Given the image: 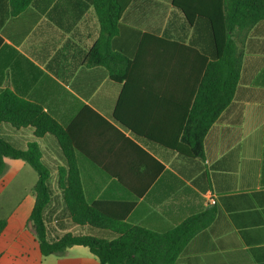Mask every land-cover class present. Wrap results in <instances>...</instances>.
<instances>
[{
    "label": "crops",
    "instance_id": "1",
    "mask_svg": "<svg viewBox=\"0 0 264 264\" xmlns=\"http://www.w3.org/2000/svg\"><path fill=\"white\" fill-rule=\"evenodd\" d=\"M9 12L0 2V93L39 105L69 132L89 199L116 202L127 223L161 233L213 212L179 263L264 264V20L234 33L243 54L239 82L200 159L179 148L204 74L200 46L210 43L204 23L194 33L171 0H133L110 40L124 66L126 56L133 63L126 82L90 61L101 24L86 0H33L19 15ZM3 136L20 148L37 142L54 168L50 182H59L56 169L65 162L55 138L7 125ZM5 162L0 264H102L85 246L42 255L30 228L39 176L23 160ZM209 192L215 205L206 202Z\"/></svg>",
    "mask_w": 264,
    "mask_h": 264
},
{
    "label": "trees",
    "instance_id": "2",
    "mask_svg": "<svg viewBox=\"0 0 264 264\" xmlns=\"http://www.w3.org/2000/svg\"><path fill=\"white\" fill-rule=\"evenodd\" d=\"M32 1L0 0L11 7L7 17L19 15ZM86 1L95 7L101 24L99 40L89 55L91 63L105 66L115 81L125 77L129 81L133 63L126 56L124 66V57L112 51L110 40L118 34L123 13L133 0ZM171 3L193 26L194 33L201 34L203 27L209 33V46H200L204 74L195 89L179 148L185 156L201 159L205 136L231 104L239 82L243 54L234 33L248 32L264 20V0H171ZM201 23L205 24L202 28ZM4 125L17 130L31 128L35 138L51 136L62 146L65 166L56 169L59 176L56 185L50 182L54 168L44 160L45 152L40 145L31 142L26 148L16 146L3 136ZM72 145L69 132L39 105L9 90L0 93V178L8 169L6 158L23 160L37 172L30 228L42 255H60L78 245L88 247L102 264H180L181 253L197 234L208 228L215 213L191 217L163 233L129 224L126 212H117L120 206L116 202L89 199ZM57 204L62 206V215L55 219L59 221L53 227L51 215ZM72 227L86 231H69ZM58 229L67 232L59 234Z\"/></svg>",
    "mask_w": 264,
    "mask_h": 264
},
{
    "label": "rangeland",
    "instance_id": "3",
    "mask_svg": "<svg viewBox=\"0 0 264 264\" xmlns=\"http://www.w3.org/2000/svg\"><path fill=\"white\" fill-rule=\"evenodd\" d=\"M8 193H11V189L8 191ZM59 208H60V204L58 205H56V206H54V213L51 215V219L53 220V222L55 221V219H57V218H59V217H61V210H59ZM57 212V213H56ZM56 213V215L54 216V214ZM57 222H55L54 224H53V222H52V225H53V227H54V225H56L57 223H58V221L59 220H56ZM67 223L66 222V220H60V223ZM75 227H72V228H70V231H72V232H75V233H80V232H77V229L79 230L80 228H75Z\"/></svg>",
    "mask_w": 264,
    "mask_h": 264
},
{
    "label": "built area",
    "instance_id": "4",
    "mask_svg": "<svg viewBox=\"0 0 264 264\" xmlns=\"http://www.w3.org/2000/svg\"><path fill=\"white\" fill-rule=\"evenodd\" d=\"M206 202L211 205H215L217 203L216 196L213 192H209L206 195Z\"/></svg>",
    "mask_w": 264,
    "mask_h": 264
}]
</instances>
